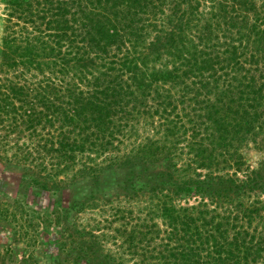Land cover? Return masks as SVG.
I'll return each instance as SVG.
<instances>
[{"label": "trees", "instance_id": "trees-1", "mask_svg": "<svg viewBox=\"0 0 264 264\" xmlns=\"http://www.w3.org/2000/svg\"><path fill=\"white\" fill-rule=\"evenodd\" d=\"M40 4L0 18L2 63L43 82L3 149L25 159L42 122L45 179H91L79 210L119 222L116 264H264V0Z\"/></svg>", "mask_w": 264, "mask_h": 264}, {"label": "rangeland", "instance_id": "rangeland-1", "mask_svg": "<svg viewBox=\"0 0 264 264\" xmlns=\"http://www.w3.org/2000/svg\"><path fill=\"white\" fill-rule=\"evenodd\" d=\"M41 1L0 0L1 21L16 3L32 14L41 9ZM36 2L39 5H35ZM12 53L13 49L5 54L0 51V264H116L117 259L112 255L122 256L119 222H109V212L102 213L98 208L79 210V203L91 193V179L76 178L66 189L58 186L60 191H54L55 187L49 186L45 179L37 158L41 155L42 122L34 124L36 137L32 136L29 140L27 135L26 143L35 141L39 144L36 150L33 145L27 144L30 150L25 159L13 158L11 150L2 147L4 139L14 138L4 130L13 121L12 106H19V99L30 100V89L35 84L40 87L43 83L42 73L38 69L3 64L6 60H18L16 54ZM12 85L21 95L11 93L8 88ZM25 108L26 105L16 113H23ZM110 175L107 174L106 178L109 179ZM116 189L110 186L100 190L97 195L113 193ZM83 191L87 192L84 194ZM59 199H65L68 212L60 217L61 212L56 220L53 218V222L48 221L50 213H58L55 203ZM91 227L99 229L93 230V235H102L98 237L99 244L91 240ZM79 231H83L84 236ZM55 241H58V248ZM134 259H125L126 264H134Z\"/></svg>", "mask_w": 264, "mask_h": 264}]
</instances>
